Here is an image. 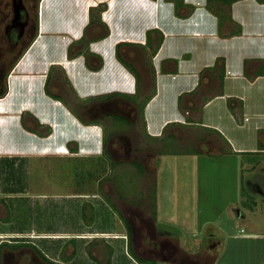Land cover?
<instances>
[{
    "label": "rangeland",
    "instance_id": "374dc122",
    "mask_svg": "<svg viewBox=\"0 0 264 264\" xmlns=\"http://www.w3.org/2000/svg\"><path fill=\"white\" fill-rule=\"evenodd\" d=\"M136 1L115 0L111 3L121 10L125 8L124 14L119 11L116 16L127 21L118 23L122 18L117 20L111 16L113 23L109 21V27L113 26L114 33L120 26H128L131 28L129 33L120 28L115 30L112 37L109 36L111 31L100 21L98 15L107 7L106 4L91 12L88 26L90 31L95 32L88 34L79 44L68 46L69 50L65 46L73 43L70 38L52 33L46 47L49 50L55 49L48 51V55L37 54L35 63L30 61L29 56L35 55V51H31L27 55L28 59L18 62L17 74L12 75L15 59L0 60V99L9 91L7 98L0 101V115L9 113L4 117L0 116V145L8 147L16 144V139L26 136V143H18L13 153H0V165L10 167L11 162L17 163L20 170L28 173L25 174L26 180L19 174H10L7 183L5 180L1 181L0 195H8L2 192L7 186L8 191L19 193L16 195L40 197L34 201V217L46 218L42 214L49 213L50 225L65 228L79 223V220L83 228L92 224V205L95 202L91 195H97L99 203H106L112 210L109 216L112 223H117L120 219L123 225L124 216L117 211L120 208L132 225L138 224V215H134L138 212L133 209L141 208L149 217L152 216L159 231L174 233L180 240L184 239V234L193 231H200V236L206 237L210 233L222 234L221 236L239 234L240 229L243 233L253 234V224L264 226V195H252L249 191L245 193L248 190L245 177H248L246 168L249 161L237 159L240 171L238 167L235 168L238 172L235 175L228 156L214 155L216 150H212L211 155V149L206 150L208 146H214L215 138L196 131H182L179 134L182 139L174 135L175 141L169 130H165L160 138H148L144 110L155 94L156 65L171 55L165 43L156 57L165 35H193L196 38L191 46L178 39L179 52L193 53L191 61L180 68L179 77L173 75L168 81L173 83L172 87L179 84V90L167 93L160 80L157 97L147 109L148 117L151 118L155 108L162 106L160 117L156 116L158 130L169 122H182L180 117L174 116V103L171 100L191 89L190 80L193 75L211 65L213 56L225 55L234 59L253 57V39L247 38H253L255 34V12L260 11L258 16H263L264 8L247 1L234 6L235 20L242 24L243 31L241 37H236L235 42L229 43L240 44L243 41L244 44H249L240 53L233 45L225 51L223 47L227 42L212 39L217 34L209 21V25L207 24L205 13L200 10V5H204L201 0H185L197 9L187 23L184 19L191 15L194 6H184V0V5L178 6L175 2L179 0H140L146 3L145 10ZM153 1L163 4V7H171L170 4L175 3L176 12L185 18L180 19L177 25V20L168 25L166 17L156 24L152 16L153 10L148 8L153 5ZM228 1L230 0L209 1L210 10L218 17L223 35L238 28L232 21ZM28 3L32 5L30 10L39 18L40 1L28 0ZM115 12L117 11L114 10L113 15ZM172 17L173 14L170 20ZM203 24L207 25L204 29L201 27ZM157 25L164 32L158 28L154 30ZM190 26H193L191 31L188 29ZM136 28H139L137 32H132ZM36 30L39 35L38 24ZM37 34L33 39H36ZM93 36L101 39H94ZM94 40L97 41L92 43L91 52L89 44ZM32 43L23 50L26 52ZM187 46L191 49H186ZM179 52L175 54L178 58ZM80 54L83 60L78 57ZM62 57L67 59V63L62 62L61 65ZM119 58L132 68L133 73ZM99 62V72H94L93 67ZM163 67L173 74L177 72L176 61H166ZM184 76L186 83L183 82ZM116 94L123 98L114 96ZM101 96L105 99H97ZM143 104L145 106L141 114ZM180 106L182 107L181 103ZM16 111L19 113L14 118L12 112ZM38 118L53 126V135L51 128L40 123ZM17 120L27 132L29 130L28 133L24 134ZM64 130V136L69 139L71 137L66 142L65 149L58 148L65 143L60 136ZM158 130L154 129L152 134L157 136ZM205 139L210 145H202V141L206 142ZM27 144L31 146L30 152L25 151ZM197 149L208 154L196 153ZM68 196L71 199H63ZM77 207H80V211ZM239 213L242 215L238 220L236 218ZM34 222L37 221L34 219ZM147 222L152 224L149 218H146L145 223ZM109 223L108 219L107 224ZM241 248L246 252V257L250 253L253 256V245Z\"/></svg>",
    "mask_w": 264,
    "mask_h": 264
},
{
    "label": "crops",
    "instance_id": "0c3cea01",
    "mask_svg": "<svg viewBox=\"0 0 264 264\" xmlns=\"http://www.w3.org/2000/svg\"><path fill=\"white\" fill-rule=\"evenodd\" d=\"M112 1L40 0L38 5L39 35L37 34L38 36L19 62L24 58L28 59L31 57L30 61L35 63L37 54L48 55V51H53L55 48L49 50L46 47L49 44V36L52 33L70 38L69 40L73 43L66 44V50H69L68 46L71 44H79L88 34L95 32L90 31L88 26L91 20V12L106 4L107 7L103 8L98 15L100 21L105 26H108L109 31H111V35L109 36L112 37L116 33L115 30H119L120 28L121 31L125 32L128 30L127 33H129L131 28H128V26L126 28L120 26V28L114 30V33L113 26L109 27L108 22L111 21L113 23L110 17L117 18V20L122 18L116 15L120 13L119 11L124 14L123 9H125L123 7L121 10L119 6L115 7V4H111ZM201 1L204 5H200L202 6L200 10L205 13L207 24L209 21L210 26L217 34V37L212 39H217L221 43L227 42L225 43L227 45L223 47L225 51L232 48V45L237 47L236 51L240 53L246 50L249 46L248 43L244 44L243 41L239 42L240 44L229 43L230 41L235 42L236 37H241V32L243 31L242 24L235 20L234 6L236 4L240 6L247 1L263 9L264 0H230V15L233 23L238 28L227 35L221 34L218 17L209 7L210 0ZM136 2L140 6L142 4L143 10H145L146 3L144 4L140 0ZM206 2H208L207 5L205 4ZM184 4L182 5L187 7L194 6L193 11L190 12L191 15L189 17L186 16V18H182L179 12H176V6L173 2L170 4L171 7L168 5L163 7V4L153 1V5H149L148 8L151 11L153 10L152 16L156 24L161 22V18L164 20V17H166L168 25L169 23L173 24L176 20L177 25L180 19L185 18V23L190 21L195 10H197L195 5L186 2ZM114 10L117 11L114 13L115 15H113ZM255 13L253 18V30L255 34H253V38H247L248 40L253 39V57L247 56L245 58L234 59L225 55L213 56L211 65L204 67L193 75V79L190 80L192 84L191 89L180 93L174 100H171L174 103V116L180 117L182 122H169L164 128L158 130L156 116H159L162 106L157 109L155 108L151 118L148 117L147 109L157 97L156 92L157 88H159L160 80L164 83L161 86L166 89L167 93L170 90H173L174 93L179 90V84L176 87H172L173 83L168 81L173 75L177 78L179 77L180 68L191 61L193 53L191 51L179 52L178 39L184 40L186 45L189 44L191 46L194 44V39L196 38L193 35H191L192 37H184L188 35H173L168 37L165 35V39L162 41L156 57L165 43L168 45L171 55L160 60L158 66L155 64L157 70L155 94L145 107L144 118L146 122L145 132L148 138H160L163 136L165 130L171 131L170 135H173V141L176 140L174 135L182 139L179 134L186 130L214 137V146H211V148L208 146L206 149H211L209 154L212 155V150H216L217 153L214 155L221 156L223 154L228 156L231 160V170H235V175L238 173L235 168L238 167V171H240L237 159L244 158L248 160L249 165L246 168L248 177H245L246 188L248 190L245 193L249 191L252 195H264V15L258 16L260 15V11ZM172 14L173 17L177 18L172 17L170 20ZM124 21H127V19L122 18V20H118V23H123ZM206 26L203 24L201 27L204 29ZM157 28L160 29L157 25L154 30H157ZM192 28L193 26H190L188 29L191 31ZM239 28L241 29L240 34H235ZM138 29H132V32H137L136 30ZM168 29H171V27ZM161 31L164 32L163 30ZM97 37L101 39L99 36H93L94 39H97ZM119 37L125 36L119 35ZM97 40L89 42V50L91 52L93 50L92 43H96ZM186 49L191 48L187 46ZM33 50L35 51V55L31 54L28 57V53ZM94 52L96 53V50ZM178 52L179 58L175 55ZM81 55L78 57H81ZM81 59L83 60L82 57ZM74 60L71 62L73 63ZM170 60L177 62V72L174 74L166 71L165 67H163L164 63ZM66 61L67 59L62 57L60 64L62 65V62ZM18 65L19 63L12 75L17 74ZM185 78L186 76L183 79L184 83H186ZM8 92L0 101L7 98ZM158 104L159 106L161 105V103ZM12 113H14L12 116L16 118L15 114L19 113V111ZM30 114L33 115L32 113ZM6 115H9V113L1 114L0 116L4 117ZM38 120L43 125L49 126L51 128V135L54 134L51 124L43 123L39 118ZM20 127H22L24 134H26L27 130L23 126ZM154 129L158 130L157 136L152 134ZM65 134L66 131L64 130L60 136H62L61 141L64 140L65 143L58 148L65 149L66 142L71 140V137L69 139L64 136ZM207 139H205L206 142L202 141L203 146L210 145ZM16 140V144H10L8 147L0 145V153H13L18 143H26V136ZM72 140L76 141L74 138ZM27 146L25 151L30 152L31 146L29 144ZM196 153L206 152L202 149H197ZM0 167H3L0 168V182L4 180L6 182L10 174H19L26 180L25 174L28 173L26 170H20L17 163H14L10 167L1 165ZM4 189L2 192L8 193V195H0V264H264V226L253 224V234L243 233V230L240 229L239 234H227L226 236L210 233L206 237L200 236V231H193L184 234V239L180 240L179 236L174 233L159 231L152 216L149 217V214L147 215L145 210L141 208L133 209L136 210L135 212H138L134 214L138 215L136 219L138 220V224L132 225L120 208L117 211L121 216H124L122 218L124 226L121 225L120 219L117 223H112V219L109 217L112 210L108 208L109 206L106 203L102 201L99 203L97 195H91L94 198L92 200L95 202L92 205L94 212L91 217L92 224L83 228L81 220H79V223H76L77 225L74 224L65 228L50 225L49 213L42 214L46 218L34 217L36 216L33 212L34 201L39 200L40 197L16 195L19 193L12 190L8 191L7 186ZM65 198L71 199L70 196L63 199ZM77 208L80 211V207ZM153 215H155L154 212ZM241 215L239 213L236 219L239 220ZM244 216L245 214H243ZM78 217L80 218L79 215ZM146 218H149L152 224L149 222H147L148 224L145 223ZM34 219L37 222H34ZM108 219L109 225L107 224ZM246 245H253V256L250 253L249 257H246V252L241 248ZM232 253L233 255H231Z\"/></svg>",
    "mask_w": 264,
    "mask_h": 264
},
{
    "label": "flooded vegetation",
    "instance_id": "af4514ba",
    "mask_svg": "<svg viewBox=\"0 0 264 264\" xmlns=\"http://www.w3.org/2000/svg\"><path fill=\"white\" fill-rule=\"evenodd\" d=\"M31 6L28 0H0V60L6 58L15 59L13 70L26 53L23 50L24 47L32 43L33 36L37 34L38 18L33 13V10H30ZM99 66L100 62L93 67L94 72H99L100 68L97 69ZM88 67L90 66L88 65ZM71 86L75 88L73 84ZM104 96L107 97V95ZM104 96L97 97V99H105ZM121 96L119 94L118 98H123ZM103 142L104 146V138Z\"/></svg>",
    "mask_w": 264,
    "mask_h": 264
},
{
    "label": "trees",
    "instance_id": "16d2710c",
    "mask_svg": "<svg viewBox=\"0 0 264 264\" xmlns=\"http://www.w3.org/2000/svg\"><path fill=\"white\" fill-rule=\"evenodd\" d=\"M231 1H233V0H231ZM231 1H228V3L230 4V2ZM176 3V5L178 6V5H182L183 4V1L182 0H179V1H176L175 2ZM240 32H241V29L239 28V30L238 31H236L235 32V34H240ZM149 41H150V39H149ZM160 42H161V40H160ZM119 61H121V59L119 58ZM121 63L129 70V71H131L132 73H133V70H132V68L127 64V63H124L123 61H121ZM136 76V75H135ZM145 105L143 104L142 105V108H141V114H142V111H143V107H144ZM12 161H15V160H12ZM12 164L11 165H13L14 163L13 162H11ZM19 167H20V165H18Z\"/></svg>",
    "mask_w": 264,
    "mask_h": 264
}]
</instances>
